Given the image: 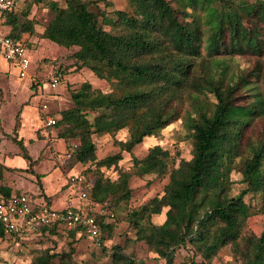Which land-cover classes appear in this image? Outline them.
Masks as SVG:
<instances>
[{
    "label": "trees",
    "instance_id": "trees-1",
    "mask_svg": "<svg viewBox=\"0 0 264 264\" xmlns=\"http://www.w3.org/2000/svg\"><path fill=\"white\" fill-rule=\"evenodd\" d=\"M64 1V8L49 4L53 16L40 38L77 48L76 70L89 69L114 90L107 94L86 83L73 96L77 104L55 116L62 138L77 141L79 163L118 174L112 179L97 171L93 198L105 206L97 224L111 228L103 224L105 212L130 203L134 175L168 174L171 154L159 145L143 158L132 157L133 173L121 163L146 138L182 120L192 159L170 172L158 205L130 208L123 220L135 241L165 264H175L177 253L188 247L194 257L181 264H213L224 248L241 264H264V232L258 236L248 229L250 218L264 215V0H128L130 11L114 10L107 0ZM32 5L12 12L11 37L35 33ZM238 58L255 61L231 72L227 61ZM124 127L129 136L117 142L120 151L99 160L94 137ZM15 141L27 171L34 172L42 160L33 161L23 141ZM237 184L242 188L235 193ZM0 194L8 198L11 190L0 186ZM165 209V221L155 224L154 216ZM59 229L44 227L41 233ZM6 238L0 224V239ZM103 251L110 264H147L118 244ZM75 254L73 246L69 254L45 250L32 264H77Z\"/></svg>",
    "mask_w": 264,
    "mask_h": 264
},
{
    "label": "rangeland",
    "instance_id": "rangeland-1",
    "mask_svg": "<svg viewBox=\"0 0 264 264\" xmlns=\"http://www.w3.org/2000/svg\"><path fill=\"white\" fill-rule=\"evenodd\" d=\"M107 1L112 4L114 10H131L128 0ZM52 2L57 3L60 8H64L66 5L64 0H41L35 3L29 0L27 5L22 3L16 8L18 13L27 12L28 5L33 4L29 10V19L35 21V33L27 35V37L30 44L29 56L32 62L30 74L37 77L39 86L29 89V80L20 79L17 69L12 68L11 71L7 72L8 75L2 72V75L11 78V84L15 86L24 84L25 87V89L22 88L23 92L16 93L14 88H6L0 84V175L2 176L1 181L17 185V187L25 184L23 181L25 178H28L26 183L30 187L34 184L33 180L38 176L23 171L22 168L27 167V161L21 156L16 157L13 154L14 152L21 154V149L18 148L15 140L31 141L33 144L30 147L31 154L34 157L39 154L40 159L43 161L36 167L37 172L46 174L44 176L46 177L45 181L50 187L55 184V178L60 176L64 180L68 178V183L71 177L82 176L87 180L96 179L98 170H104L106 175L112 179H116L118 176L117 172L98 168L92 162L85 165L79 163L73 150L77 141L63 139L60 127L47 130L39 122L40 113L56 116L59 112L74 107L78 98L76 99L73 96L77 95L86 83L90 84L94 90H100L107 94L114 92L110 83L99 79L89 69L76 70L72 55L78 50L77 48L66 49L40 38L44 27L53 16L48 7ZM21 20H23V16H21ZM254 61L250 58H238L231 62L227 61V63L231 66L232 72L233 70H243L251 67ZM0 68H3L1 62ZM57 69L62 70V81L59 87L53 89L49 84V76ZM28 90L34 91L35 94L33 96L31 94L28 102H23L27 100ZM44 106H47L48 109L44 110ZM24 109H26L25 112H23ZM23 119H25V123L22 126ZM128 136L127 127L101 137L95 136L94 142L98 149V159L102 160L117 154L120 151L117 142L127 140ZM157 145L171 154L167 166L168 174L164 177L153 175L139 177L134 175L130 181V187L133 190L130 203H124L115 208L114 211L109 209L105 212L103 224L111 228L102 229L100 226L101 238L92 239L87 235L72 237L71 233L59 229L55 233L42 234L38 232L31 234L28 237L21 238L20 241L12 237L0 239V264H32L33 259L45 250H50L55 254H69L72 246L76 249L73 261L77 264H110L109 253L103 251V246L110 249L117 244L124 246L129 254H134L137 258L145 260L147 264H165L144 242L135 241L134 230L123 220L130 208L146 204L158 205V198L163 195L164 188L169 183L170 172L179 169L182 166V160L189 161L192 159L193 144L188 139L182 120H180L158 132L155 136L146 138L141 145L135 148L133 155L125 154V159L121 165L125 169H132V157L143 158L150 148ZM68 152L73 153L71 159L67 158ZM7 167L17 168V170H9ZM87 169L88 172H86ZM233 179L238 181L240 177L233 175ZM241 188V185L237 184L235 193ZM66 189L67 187H65ZM67 194L71 197L73 204L80 203L74 188L67 189ZM247 200L250 201V198H247ZM166 211L165 209L161 215L154 216L153 222L157 225L162 224L166 219ZM248 229L260 236L264 232V215L250 218ZM100 239H102L101 242ZM193 257L194 251L191 247L182 249L177 253L175 264L187 262ZM196 260L200 261V258L196 257ZM56 262H59V260H56ZM213 264L241 263L235 259L231 248H224L214 259Z\"/></svg>",
    "mask_w": 264,
    "mask_h": 264
},
{
    "label": "built area",
    "instance_id": "built-area-1",
    "mask_svg": "<svg viewBox=\"0 0 264 264\" xmlns=\"http://www.w3.org/2000/svg\"><path fill=\"white\" fill-rule=\"evenodd\" d=\"M27 0H0V58L16 67L22 80H29L30 86H39V81L30 74L32 67L29 47L26 39L18 40L11 37L9 21L12 12ZM62 74L54 70L49 77L50 87H59ZM47 110V106H44ZM54 115H43L44 128H54L57 118ZM73 153H68L71 159ZM69 184L77 192L80 205L56 210L46 203L33 200L29 195H13L8 198L0 194V224L7 238L19 236L27 237L41 231L42 228L58 226L66 232L87 234L92 239L100 237L101 228L97 224L96 216L104 211L105 206L93 198L96 179L87 180L82 176L71 177Z\"/></svg>",
    "mask_w": 264,
    "mask_h": 264
},
{
    "label": "crops",
    "instance_id": "crops-1",
    "mask_svg": "<svg viewBox=\"0 0 264 264\" xmlns=\"http://www.w3.org/2000/svg\"><path fill=\"white\" fill-rule=\"evenodd\" d=\"M24 39H28L27 35L24 36ZM0 62L3 64V68H0V69L3 70V71L0 70V84L5 86L6 88H8V87H10L11 89L14 88L16 93H19L21 91L23 92V89H25L24 84H20L18 86H15V85L11 84V81H10L11 78L9 76L2 75V72H5L8 75L7 72L11 71L12 68L16 69V67L14 65H12V64L7 63L6 61H4L1 58H0ZM30 88L32 89L31 86H29V89ZM31 94L33 96L35 94L34 91L28 90L27 91L28 97L26 96L27 100H25L23 102H28L29 98L31 97ZM25 110L26 109H24L23 112H25ZM43 115H44L43 113L39 114V122H40V124H42V126H43V122H42L41 118H42ZM24 123H25V119H23L22 126H23ZM23 143H24V146L26 147L27 151L29 152V155L32 158V160L33 161L38 160L40 158L39 154L34 157L31 154V152H30V147L33 145L31 143V141L28 142V141L23 140ZM18 148H19V146H18ZM68 153H71V152H68ZM13 154L16 157L21 156L23 158L22 151H21V154H19V152H14ZM42 162L43 161H41V163ZM39 165H37L36 167H38ZM28 166H29V164H28V161H27V167L25 169L22 168L23 171H27ZM36 167L34 168V172H30V173L36 174L38 176V178L36 177V179L33 180L34 184H36L35 186H34V184H32V185H30V187H28V184L26 183V182H28V178H25L23 180L25 182V184H21L18 187H17V185H13V184L7 183L6 181H1V178H0V186H4L5 188L11 190V196L19 194V193H21V194H29L30 196L31 195L35 196V200H38L39 202H43V203L47 204V199H45V197H43V195H45L47 198L50 199V201H49L50 207L54 208L56 210H61L62 211V210H65L67 208L77 207L78 205H80V203H78L77 205L73 204V201L70 199L71 197L68 196V194H67V189H71V185L68 183V178L66 180H64V178H62L61 176L60 177H56L55 178V184L52 185V187H50V186H48L46 184V181H45L46 177H44V176H46V174H39L37 172V168ZM7 169H9V170L16 169L17 170V168H13V167H9V168L7 167ZM40 187H42V189ZM65 187H67L66 190H65Z\"/></svg>",
    "mask_w": 264,
    "mask_h": 264
}]
</instances>
